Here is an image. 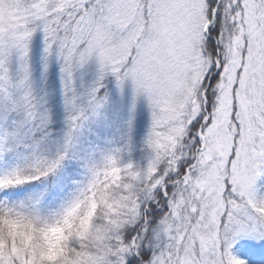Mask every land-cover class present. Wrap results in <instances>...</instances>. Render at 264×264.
Returning a JSON list of instances; mask_svg holds the SVG:
<instances>
[{"label": "snow or ice", "instance_id": "snow-or-ice-1", "mask_svg": "<svg viewBox=\"0 0 264 264\" xmlns=\"http://www.w3.org/2000/svg\"><path fill=\"white\" fill-rule=\"evenodd\" d=\"M0 264H264V0H0Z\"/></svg>", "mask_w": 264, "mask_h": 264}]
</instances>
